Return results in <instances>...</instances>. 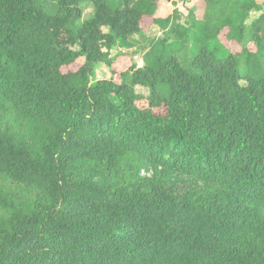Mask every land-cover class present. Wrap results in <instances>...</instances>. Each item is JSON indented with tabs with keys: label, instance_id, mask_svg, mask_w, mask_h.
Listing matches in <instances>:
<instances>
[{
	"label": "trees",
	"instance_id": "1",
	"mask_svg": "<svg viewBox=\"0 0 264 264\" xmlns=\"http://www.w3.org/2000/svg\"><path fill=\"white\" fill-rule=\"evenodd\" d=\"M162 1L0 0V264H264V0Z\"/></svg>",
	"mask_w": 264,
	"mask_h": 264
},
{
	"label": "rangeland",
	"instance_id": "2",
	"mask_svg": "<svg viewBox=\"0 0 264 264\" xmlns=\"http://www.w3.org/2000/svg\"><path fill=\"white\" fill-rule=\"evenodd\" d=\"M198 0H163L162 1V12L165 14L168 11H173L174 9H181L184 13H188L187 5L194 7ZM83 10H84V18L88 19L93 16L94 14V5L92 3H84L83 4ZM261 12L255 13L253 12L251 14V18L249 19V23L258 18L260 16ZM182 21H185V16L182 18ZM143 28H144V35L143 36H137L136 42L137 44L130 48H120V47H114L109 51V58L116 60V66L119 70H125L127 69L131 63H136L138 65L143 64V54L145 52V49H147V46L149 44V41L153 38H159L164 37V31L158 26L152 23V19L149 17H145L142 22ZM232 48L238 49L239 46L231 45ZM84 63V59H79L75 64L65 67L64 71H75L80 68V66ZM96 76L99 79L103 78H113L120 82L119 75L113 74L111 70V66L108 64V62H102L97 66L96 69ZM139 92H146L145 88H138Z\"/></svg>",
	"mask_w": 264,
	"mask_h": 264
},
{
	"label": "water",
	"instance_id": "3",
	"mask_svg": "<svg viewBox=\"0 0 264 264\" xmlns=\"http://www.w3.org/2000/svg\"><path fill=\"white\" fill-rule=\"evenodd\" d=\"M168 1H171V0H168Z\"/></svg>",
	"mask_w": 264,
	"mask_h": 264
}]
</instances>
